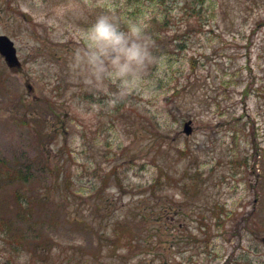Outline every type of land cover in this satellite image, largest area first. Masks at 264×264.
<instances>
[{
  "label": "rangeland",
  "instance_id": "rangeland-1",
  "mask_svg": "<svg viewBox=\"0 0 264 264\" xmlns=\"http://www.w3.org/2000/svg\"><path fill=\"white\" fill-rule=\"evenodd\" d=\"M186 1L155 26L150 0H0V217L25 239L0 228V264H264V0ZM102 11L154 41L123 93L77 64Z\"/></svg>",
  "mask_w": 264,
  "mask_h": 264
},
{
  "label": "clouds",
  "instance_id": "clouds-1",
  "mask_svg": "<svg viewBox=\"0 0 264 264\" xmlns=\"http://www.w3.org/2000/svg\"><path fill=\"white\" fill-rule=\"evenodd\" d=\"M147 28L143 17L123 27L114 12H99L81 30L84 47L76 52L77 64L88 82L99 87L105 81L118 83L122 93L138 85L146 68L156 59L154 41ZM30 261L31 253L26 250L17 255V264H30Z\"/></svg>",
  "mask_w": 264,
  "mask_h": 264
},
{
  "label": "trees",
  "instance_id": "trees-1",
  "mask_svg": "<svg viewBox=\"0 0 264 264\" xmlns=\"http://www.w3.org/2000/svg\"><path fill=\"white\" fill-rule=\"evenodd\" d=\"M130 4H137L139 2V0H128ZM170 0H150V3L152 6H154L155 14L152 17V21L154 22L155 26L157 25H169L170 21H171V15L172 13H170V11L167 8V3ZM201 3H203V0H187L186 1V7L189 8V10L192 12L191 16H193V14H198L197 10H201L202 5ZM201 5V6H199ZM155 28V27H154ZM156 37H158V35H155ZM238 160V158H237ZM244 162L248 163V159L244 158ZM15 169L10 168L9 169V173H13ZM115 172L117 169H114ZM114 170H113V174H114ZM115 175H118L117 173H115ZM117 178L119 179L118 183L122 184V180L120 179L119 176H117ZM155 179H157L156 181L153 182V185L156 187V185H158L160 183V178L159 176H157ZM105 183H101V185H104ZM153 186V187H154ZM122 189H125L126 187L124 186H120ZM100 191V190H99ZM99 191L97 193H99ZM96 193V194H97ZM95 194V195H96ZM16 198L20 201V204L22 205H28L29 200L26 201L23 200V194L20 192L16 193ZM153 213H156L153 211ZM168 216V211L165 212L164 214H160V216L157 218H154V220H163L165 217ZM144 217H147L146 212L144 213ZM150 218V215H149ZM170 219H172L170 217ZM150 219H147L146 221H149ZM121 222H123L122 220H120ZM121 222H118L114 225L113 227V234L110 235V237H113L115 242L119 243H123L126 245H130V243L134 240V234L132 232H130V228H127L126 226H120L119 224ZM6 225V226H5ZM0 228H3V232H5L7 234V236L13 237V240L15 241V243L17 245H21V243H23L25 241V239L17 234H13L12 231H10V225H7L4 221L2 222V218L0 217ZM169 231H172V228L168 227ZM36 241V240H34Z\"/></svg>",
  "mask_w": 264,
  "mask_h": 264
},
{
  "label": "water",
  "instance_id": "water-1",
  "mask_svg": "<svg viewBox=\"0 0 264 264\" xmlns=\"http://www.w3.org/2000/svg\"><path fill=\"white\" fill-rule=\"evenodd\" d=\"M0 52L5 56L7 62L11 66L19 65V59L17 56V49L14 45V41L7 35H0ZM186 131H191L190 124H186Z\"/></svg>",
  "mask_w": 264,
  "mask_h": 264
}]
</instances>
